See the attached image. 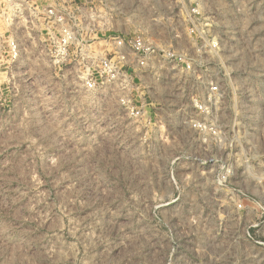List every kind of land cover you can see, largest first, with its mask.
<instances>
[{
  "label": "rangeland",
  "instance_id": "obj_1",
  "mask_svg": "<svg viewBox=\"0 0 264 264\" xmlns=\"http://www.w3.org/2000/svg\"><path fill=\"white\" fill-rule=\"evenodd\" d=\"M0 264H264V0H0Z\"/></svg>",
  "mask_w": 264,
  "mask_h": 264
},
{
  "label": "built area",
  "instance_id": "obj_2",
  "mask_svg": "<svg viewBox=\"0 0 264 264\" xmlns=\"http://www.w3.org/2000/svg\"><path fill=\"white\" fill-rule=\"evenodd\" d=\"M120 45L122 46L120 52L117 53V56L120 60V62H122L119 70H117V72H120V69L122 67L128 66L127 62H125V59L128 58V56L130 54H132L133 56L137 57V65H144L146 63V57L145 56H150L151 55V50L149 46L146 45V42L139 36H136L134 39H132L130 42L126 41L123 42L120 40ZM127 50V51H126ZM145 56H142V55ZM139 55L141 57H139ZM102 70L103 72L106 73V75H108L107 71H110L109 66L107 63H105V61L102 64ZM122 72V71H121ZM90 86V84H88Z\"/></svg>",
  "mask_w": 264,
  "mask_h": 264
}]
</instances>
